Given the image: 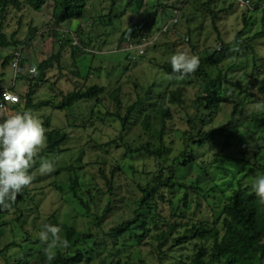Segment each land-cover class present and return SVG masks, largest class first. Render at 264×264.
<instances>
[{"label": "rangeland", "instance_id": "1", "mask_svg": "<svg viewBox=\"0 0 264 264\" xmlns=\"http://www.w3.org/2000/svg\"><path fill=\"white\" fill-rule=\"evenodd\" d=\"M214 16L217 17L216 20ZM1 22L3 33L8 40L15 35V40L20 43L28 38L31 30H37L30 46L19 45L1 49V89L9 90L15 85L16 93H26L31 85L37 84L34 103L50 100L53 105H58L64 96L75 90L87 89L94 85L106 88L105 94L100 96V102L98 99L82 101L65 111L56 110L51 106L32 110L43 122L49 120L52 128L65 130L70 136V141L63 147L66 150L63 154L44 156V149L41 151L42 158H58L55 170L44 175L36 174L35 182L28 189L30 198L19 206L17 213L11 206L0 209V264H11L21 257L19 246L23 245L27 235L39 239V226L47 223L55 213L60 222L78 231L88 233L95 230L92 217L86 216L82 209L77 212L70 202V169H79L80 180L83 179L82 176L91 180L94 186L92 194L96 196L99 208L106 204L109 197L108 181H113L116 201L114 210L103 222L102 227L105 230L120 224L124 218L131 217L130 205L139 194L137 185L150 180L160 167H169L173 160L186 150V142L192 134L185 136V133L193 132L189 121L197 115L196 100L204 90V84L194 74L186 80L191 84H183V79L173 80L172 76L167 75L162 69L163 65L170 62L177 49H190L202 60L219 51L222 42L231 44L243 30L246 35L241 38V42L261 33L264 30V0H116L115 3L112 0H88L85 19L61 26L56 25L53 4L49 3L41 12L27 7L19 11L9 10ZM146 37L152 39V45L141 57L136 56V51L119 49L129 38L138 43ZM253 43L256 53L260 58L263 57L258 67L260 70L264 68V37ZM74 46L80 51L74 53ZM12 49L23 51V69L18 73L13 68L12 61L6 68L2 67ZM232 53L230 58L219 62V68L224 73L228 71L229 79L234 83L239 79L243 80L240 84L246 87L254 69V60L238 52ZM59 54L60 62H53L46 70L44 79L39 82L41 63ZM133 56L137 57L136 61L131 59ZM33 66L37 69L35 73L32 72ZM211 70L215 72L214 66ZM181 87L186 89L183 104H170L169 95ZM260 87L264 101L262 80ZM226 88L229 97L232 95L230 92H239L235 84L226 83ZM115 95H118L121 101L122 106L118 111L122 116H125L128 107L135 103L142 102V106H145L142 113L134 115L133 124L125 132L124 140L118 142V147L116 144L107 146L117 140L121 133L119 120L111 115L117 111L113 100ZM256 104L257 102L253 101L246 106L249 112L242 115L246 120L244 140H247L248 144L243 141L238 143V147L227 149L230 150L228 153L238 151L241 163L236 165L244 166L243 161L246 160L250 161L251 165L264 167V140L263 147L255 150L257 139L264 138V126L254 122L257 128L255 135H252V123L249 120L251 113L255 112L253 109L256 110ZM167 106L171 119L168 120L165 135L168 152L164 158L159 160L145 152L135 156L127 153L128 146L136 150L151 142L158 147L157 136L162 131L159 111ZM261 108L264 111V106ZM231 109L232 106L229 105L222 113L213 115L205 131L211 133L222 127L231 118ZM6 113H0V118L3 115L7 118L15 114L13 110ZM145 120L150 121L149 131L143 126ZM251 135L254 138H251ZM218 144V148L209 144L202 149L195 148L194 154L199 163L210 165L222 152L227 155L226 149L221 150L222 144ZM245 148L247 155L243 154ZM221 160V165L226 167L228 159L223 157ZM100 168L103 169L107 181L102 177ZM220 172L226 179L229 178L222 170L217 171L216 176L220 177ZM257 175H264V172H253L246 182V187L251 192H254L253 184ZM197 176L195 170L190 178L195 180ZM55 185L60 186L62 190L56 189ZM97 189L101 191L98 192ZM178 195L174 208L165 204L162 206V213L169 217V223H189L190 226H183L179 231L181 235H185L187 230L190 231V241L180 247L171 248L164 264H189L200 252L209 260L213 243L201 241L192 230V225L203 221V216L210 218L209 223H212V211L204 200L201 202V209L197 210L194 199L191 200L189 209L181 205L177 211L178 200L181 198V195ZM223 205L224 203L217 204L216 211L219 212ZM20 212L24 215L21 220L24 230L20 229L21 223L16 220ZM179 214L184 218H179ZM126 243L131 242L127 240ZM174 243L171 241L169 248ZM155 246L157 244L152 240H146L142 246L124 253L123 262L160 264ZM261 264H264V259Z\"/></svg>", "mask_w": 264, "mask_h": 264}, {"label": "trees", "instance_id": "2", "mask_svg": "<svg viewBox=\"0 0 264 264\" xmlns=\"http://www.w3.org/2000/svg\"><path fill=\"white\" fill-rule=\"evenodd\" d=\"M112 1L115 3L116 0ZM49 3L53 4V17L57 26L72 21H82L85 19L88 9V0H0V48L8 49L19 45L28 47L36 36L37 30L33 29L30 31L28 38L21 43L15 40V35L12 36L11 40H8L3 33V23L1 21L5 19V15L8 14L9 10L19 11L27 7L35 12H41ZM140 7L141 5H139ZM211 13L214 14L212 11ZM214 19L216 20L217 17L214 16ZM245 35L246 33L243 30L238 33L231 44L227 45L222 42L219 51L200 60L201 63L198 70L183 78V84H191V82H186V80L194 74L204 84V90L196 100L197 115L189 121L192 124L193 132L185 133V136L192 134V137L186 142V150L183 154L174 159L169 167H160L150 180H147L144 184L137 185L139 194L134 199L133 204L130 205L132 214L130 218H124L120 224L105 230L102 227L103 222L110 212L114 210L116 201L113 181H108L109 197L106 204L99 208V202H97L96 196L92 194L94 186L91 180H87L85 176H82L83 179L80 180L79 169H70L72 173L68 195L70 202L74 205L77 212L82 209L86 216L92 217L95 230H91L88 233L78 231L76 228L60 222L56 213L53 214L47 223L61 228L60 236L62 239L69 241V247L55 249V259L51 261V264H125L123 262L124 253H127L130 249L142 246L146 240H152L154 244H157L155 246L156 255L160 264H164L168 256L167 252L171 251V248L180 247L190 241L188 236L190 231L187 230L185 235H181L179 231L183 226H190L189 223L185 225L169 223V217L162 213V206L165 204H168L169 208H174L178 194V196L181 195V198L179 197L180 199L178 200L177 211H179V206L181 205L183 208L189 209L192 199H194L197 210L201 209V202L204 200L207 207L212 211V223H209L210 218L203 216V221L192 225V230L197 233L201 241H212L213 246L210 258L207 260L200 252L194 256L189 264L262 263L264 259V203L259 201L255 192H251L246 187V182L251 178L253 172H264V167L251 165L250 161L246 160L243 161L244 166L236 165L241 163V159L237 155L238 151L236 153H228L230 150L227 151L232 146L238 147L239 142L246 141L248 144L247 140H244L246 137L244 133L246 120L242 118V115L249 112L246 106L253 101L257 103L263 101V92L260 85L261 80L264 81V68L258 70L263 57L260 58L256 53L253 42L264 37V30L254 37L241 42V38ZM234 46L240 48V53L238 52V54H244L247 58L252 57L254 60V69L246 87L240 84L243 80L239 79L238 82L234 83L229 79V72L224 73L219 68L220 61L223 62V60L233 55L231 49ZM73 50L74 53L80 51L76 46L73 47ZM248 50L249 52H247ZM11 61L13 62V55L7 56L3 61L2 67L6 68ZM55 61L60 62V54L41 63L39 67L41 76L39 82L44 79L46 70ZM209 63L210 65L208 66ZM213 66L215 72L211 70ZM162 69L167 75L172 76L173 80H181L176 78L178 74L172 71L170 62L164 64ZM226 83L235 84L239 91L238 94L230 92L232 95L229 97ZM36 88L37 84L36 86L31 85L26 93H17L20 97V103L13 106L10 110L15 113H22L25 110L37 111L51 106L56 110L65 111L72 109L75 104L82 101L98 99L100 102V96L104 95L106 91L105 87L98 85L87 89L75 90L64 96L58 105H53L50 100L34 103ZM3 90L7 89L0 88V91ZM9 90L16 93L15 85ZM185 92L186 89L184 87L172 91L169 95L170 104H183ZM161 96L159 97L161 98ZM113 100L117 111L111 115L119 120L121 133L117 140H113L107 146L116 144L118 147V142L124 140L125 132L133 124L134 115L142 113L145 106H142V102L135 103L129 106L125 116H122L118 111L122 106L119 96L115 95ZM229 105L232 106L231 118L216 131L207 133L205 127L210 125L209 119L213 118L215 114L222 113L224 108ZM261 109H253L255 112L251 113L249 117L253 128L252 135H255L257 128V124L254 125V122H259L262 127L264 126V111ZM159 114L162 120V131L157 136L158 147L152 145L151 142L136 150L128 146L127 153H132L135 156V154H143L145 152L159 160L164 158L168 152L165 135L168 130V120L171 119L169 107L160 109ZM5 118L3 115L0 121ZM43 124L48 129L46 133L47 144L43 155L65 153L66 150L63 147L70 141L69 134L63 129L52 128L50 121L47 119ZM143 126L149 131L151 128L150 121L145 120ZM252 135L251 138H254ZM263 140L264 138L257 139L256 151L263 147ZM218 142L222 144L221 150L226 149L225 153L228 154L224 155L222 152L218 155L215 162L210 165L199 163L198 157L194 154L195 148L202 149L207 144L218 148ZM243 154L247 155L246 148ZM223 157L228 159L226 167L221 165ZM245 166L249 168L246 169ZM38 167L39 162H37L32 171L34 172ZM195 170L198 176L195 180H192L190 176ZM219 170L225 171V176H229V178L226 179L221 172L219 174L220 177L216 176L215 173ZM100 173L107 181L102 168H100ZM34 182L35 180H33L32 184ZM55 188L62 190L58 185H55ZM28 189L29 187L24 188L17 195V200L11 203V207L16 210V213L19 206L30 198ZM99 190L101 191V189H97L98 192ZM221 203H224V205L217 212L216 206ZM17 215L16 220L21 223L20 229L24 230V225L21 221L24 215L22 212ZM178 217L184 218L180 214ZM44 224L42 223L39 226V231L43 230ZM127 240H130L131 243L127 244ZM171 241L175 243L169 248ZM25 243L28 246L24 245ZM24 246L27 247L23 249ZM45 247L46 245L40 239H33L28 234L23 245L19 246L22 252L21 257L11 264H48L44 254Z\"/></svg>", "mask_w": 264, "mask_h": 264}, {"label": "clouds", "instance_id": "3", "mask_svg": "<svg viewBox=\"0 0 264 264\" xmlns=\"http://www.w3.org/2000/svg\"><path fill=\"white\" fill-rule=\"evenodd\" d=\"M231 51L239 52L234 46ZM171 67L177 73V79H183L195 73L200 66V57L190 49H177L171 56ZM37 71L33 66L32 72ZM7 99L11 93H3ZM264 106V101L258 102L257 109ZM3 109V105H0ZM48 129L42 119L30 110L17 112L0 121V209H7L17 200V195L29 187L36 177L55 170L57 157L42 158L41 151L47 144ZM39 162L35 172L32 169ZM253 190L261 203H264V175H257ZM61 228L45 223L39 232V239L46 245L44 254L48 264L55 259V249L69 247V241L60 236Z\"/></svg>", "mask_w": 264, "mask_h": 264}, {"label": "built area", "instance_id": "4", "mask_svg": "<svg viewBox=\"0 0 264 264\" xmlns=\"http://www.w3.org/2000/svg\"><path fill=\"white\" fill-rule=\"evenodd\" d=\"M151 38H143L138 43H134L131 39H127V42L121 44L120 50H128V51H136L137 57H141L145 55L147 48L152 45ZM2 54V50L0 48V55ZM11 55H13V63L12 66L15 69L16 73L22 71L23 69V51L22 49H12ZM133 56L131 59L133 61L137 60V57ZM7 91L11 93V95L5 99L3 93ZM20 103V97L17 93L11 92L10 90L0 91V105H3V109H0V113L8 112L13 106Z\"/></svg>", "mask_w": 264, "mask_h": 264}]
</instances>
